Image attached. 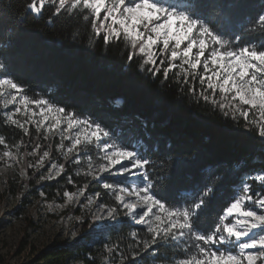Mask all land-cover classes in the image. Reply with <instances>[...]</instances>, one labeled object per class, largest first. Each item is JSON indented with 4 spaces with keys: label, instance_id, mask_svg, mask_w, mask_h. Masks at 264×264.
<instances>
[{
    "label": "snow or ice",
    "instance_id": "snow-or-ice-1",
    "mask_svg": "<svg viewBox=\"0 0 264 264\" xmlns=\"http://www.w3.org/2000/svg\"><path fill=\"white\" fill-rule=\"evenodd\" d=\"M11 7L0 10V54L7 53L0 59V108L3 123L17 132L11 142L0 134V159L11 166L32 156L35 162L27 167L36 169L47 161L41 179L64 177L75 186L76 177L84 178L82 186L63 196L67 203L83 197L85 208L96 205L91 233L110 235L125 226L121 212L141 226L146 235L131 232V252L118 243L104 244L113 262L119 254V264H149V258L153 264H264V167L238 181L223 168L201 174L198 156L191 159V153L175 148L153 152L151 144L145 150L85 110L77 111L78 103L37 95L26 87L34 69L9 59L29 17L83 23L105 46L125 45L126 62L145 78L186 86L179 87L185 98L242 121L264 151V42H254L264 39V0L258 8L251 0H25L15 15ZM245 33L257 35L249 40ZM44 141L51 143L45 147ZM53 148L64 163L52 159ZM68 162L75 172H68ZM93 181L103 196L86 195ZM236 183L239 192L218 201L221 190ZM181 188L186 194L177 199ZM109 194L110 203L104 201ZM216 204L211 219L208 209Z\"/></svg>",
    "mask_w": 264,
    "mask_h": 264
},
{
    "label": "trees",
    "instance_id": "trees-1",
    "mask_svg": "<svg viewBox=\"0 0 264 264\" xmlns=\"http://www.w3.org/2000/svg\"><path fill=\"white\" fill-rule=\"evenodd\" d=\"M24 2L25 0H3L0 10L11 5V12L15 15ZM261 2L262 0H251L254 8H258ZM22 28L20 46L9 59L18 67L27 62L34 69L26 76V87H30L37 95L55 96L58 101L78 103L80 107L77 111L85 110V115L91 114L93 119L110 127L117 137L123 135L128 140L138 141L145 150L151 144L153 152L175 148L185 156L191 153V159L198 156L201 174L223 168L231 172L232 179L238 181L240 177L254 175L264 167V151L259 138L246 129L242 121L237 123L224 117L210 104H197L191 96L185 98L179 87L186 86H177L171 80L166 82L162 77L145 78L134 65L126 62L125 45L121 44L119 48L105 46L86 25L68 21L65 17L59 18L56 23H50L47 18L29 17ZM239 35L238 31L237 36ZM244 35L245 39L251 40L257 34ZM254 42L259 44L264 39ZM2 44L0 41V46ZM4 55H7L6 51L0 54V59ZM4 112L0 108V134L9 137L11 142L16 138L12 134L17 130L3 123ZM142 123L147 125L146 129L141 127ZM33 141L36 142L35 133ZM43 143L47 147L51 141ZM30 159V156L24 158V166L29 175L25 182L29 186L28 193L39 190L50 200H64L65 190L75 192L84 183L82 177L75 178V186L68 184L64 177L41 179L44 172L28 169ZM52 159L59 163L65 162L54 148ZM66 169L73 173L76 166L68 162ZM95 190L103 196L104 190L96 187V182L93 181L89 191ZM228 192L238 193V183L229 184L222 189L218 201L222 202ZM185 194V189L181 188L176 198L182 199ZM107 199L105 196L104 200ZM218 207L219 204H216L208 209L209 218H215ZM73 211L76 212L77 209ZM120 219L125 221V226L104 236L91 233V226L85 228L81 224L75 239L50 245L38 254L37 262L106 264L102 257L110 254L105 252V243H118L122 251L131 252L135 248L131 232L138 231L140 236H145L146 232L139 231L141 227L131 224L123 215ZM128 224L132 225L131 228ZM115 257L113 264H119V254ZM149 264H153L151 258Z\"/></svg>",
    "mask_w": 264,
    "mask_h": 264
},
{
    "label": "rangeland",
    "instance_id": "rangeland-1",
    "mask_svg": "<svg viewBox=\"0 0 264 264\" xmlns=\"http://www.w3.org/2000/svg\"><path fill=\"white\" fill-rule=\"evenodd\" d=\"M30 157L29 163H34L35 158ZM0 161V264H41L36 258L42 250L58 242H71L78 236L81 224L85 228L91 226V216L96 211L95 204L91 208H85L84 204L87 202L83 197L80 198V203L75 200L67 203L65 197L64 200H50L39 190L28 193L29 186L25 182L29 175L24 159L11 166L5 159ZM47 166L46 161L44 168L28 169L44 172L43 176H47ZM108 179L115 181L122 180L123 177ZM96 191H88L86 195H93ZM107 197L106 201H112L110 194ZM73 209L80 212L76 213ZM122 215L121 212L120 217ZM128 221L134 224L131 220ZM102 261L106 264L115 263L113 257L106 254Z\"/></svg>",
    "mask_w": 264,
    "mask_h": 264
}]
</instances>
